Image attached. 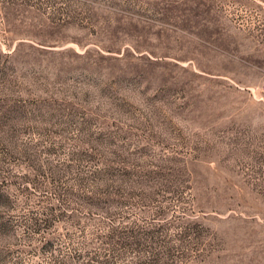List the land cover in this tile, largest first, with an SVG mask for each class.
Returning a JSON list of instances; mask_svg holds the SVG:
<instances>
[{"label": "rangeland", "instance_id": "rangeland-1", "mask_svg": "<svg viewBox=\"0 0 264 264\" xmlns=\"http://www.w3.org/2000/svg\"><path fill=\"white\" fill-rule=\"evenodd\" d=\"M0 264H264V0H0Z\"/></svg>", "mask_w": 264, "mask_h": 264}]
</instances>
